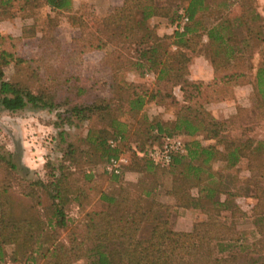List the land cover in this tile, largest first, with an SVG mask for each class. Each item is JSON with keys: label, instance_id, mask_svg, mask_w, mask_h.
<instances>
[{"label": "trees", "instance_id": "trees-1", "mask_svg": "<svg viewBox=\"0 0 264 264\" xmlns=\"http://www.w3.org/2000/svg\"><path fill=\"white\" fill-rule=\"evenodd\" d=\"M12 1L0 0V13ZM22 1L45 4L57 11L71 8V0ZM185 2L183 10L187 24L182 31L175 32L174 40L166 46L161 47L160 43L170 37H157L146 24L152 17L167 16V9L157 6L153 0H123L121 6L101 23L94 22L96 36L89 41V46L102 48L114 41L115 45L132 43L136 47L133 65L157 73L155 86L162 82L170 87L177 86L183 98L171 131L187 138L183 141L184 153L172 154L166 165L151 159L147 152L160 145L163 136L171 131L159 122L146 123L147 128L142 132L146 138L134 141L126 149L129 159L121 172L108 174L104 168L103 172L114 181L130 169L139 172L151 171L154 167L173 169L175 178L170 194L179 205L200 210L206 219L195 224L191 231H176L169 222L170 206L154 199L152 185L138 190L119 185L114 193L100 194L97 209L86 213L82 223L69 230L67 242L59 240L58 231L67 227L66 204L73 200L80 206L78 200L86 195L80 188L73 190L74 185L70 182L69 166L76 163V149L69 145L63 156L64 162L68 160L69 164H60L58 174L50 173L46 181L38 179L29 184L31 192L27 195L32 197L40 193L35 195V205H41L46 219L39 214L41 208L32 218L16 217L9 196H6L9 195L8 187L0 184V244L20 246L23 255L25 250L30 251L24 262L8 264H37L38 260L31 256L37 252L41 258H46V264H71L79 259H85V264H264V139L248 138L236 143L222 136L228 128L225 122L214 118L199 102L206 97L201 90L203 85L183 76L205 36V56L213 69L214 96L203 102L225 100L234 86L245 83L251 84L255 96L264 101V55L257 67L251 59L253 49L259 47V43L264 49V16L250 0ZM171 46L175 49L169 53L167 49ZM123 49L129 47L119 48ZM109 56H113V64L108 68V96L95 97L86 103L80 99L85 90L76 87V102L69 101L67 96L57 102L53 85L41 84L32 90L26 82L4 79L3 65L13 63L17 72L22 69L21 65L31 70L34 60L1 50L0 107L16 112L26 107L51 110L63 105L67 107L65 119L69 123L71 117L88 120L96 116L106 121V128H90L85 137L105 166L108 159L118 156L124 147L128 124L118 115L127 113L134 117L157 95L152 91L147 94L141 84L118 80L117 75L124 70V64L118 58L123 56L117 50ZM166 57L168 62L162 60ZM38 70L35 67L33 71ZM33 71L32 76L35 75ZM109 133L115 140L113 146L108 142ZM203 141L214 143L203 144ZM137 152L143 155L138 156ZM242 159L246 160L250 173L248 186L230 188L226 178L233 176L223 171L237 169ZM214 162L222 164L221 170H213ZM0 168H4L7 175L17 170L18 163L12 153H0ZM83 178L90 181L91 174H83ZM189 188H195V196L189 193ZM216 196L220 198L216 199ZM239 198L254 200L250 215L236 204ZM247 217H250L253 229L246 233L235 230V220ZM33 245L37 248L30 249Z\"/></svg>", "mask_w": 264, "mask_h": 264}, {"label": "rangeland", "instance_id": "rangeland-1", "mask_svg": "<svg viewBox=\"0 0 264 264\" xmlns=\"http://www.w3.org/2000/svg\"><path fill=\"white\" fill-rule=\"evenodd\" d=\"M250 1L254 8L257 7L255 0ZM122 2L123 0H71L69 10L57 11L51 10L45 4L33 5L22 0H14L4 12L0 13V16H3L0 18V51L6 50L20 58L34 60L31 70L21 65L22 69L17 72L13 63L3 65L4 79L26 82L32 90L41 84L53 85L57 102L63 101L65 96L69 101L76 102V87H80L85 90L80 99L86 103L95 97L109 95L108 68L113 64L111 62L113 56L109 54L113 50L120 51L123 58H118V61L121 60L124 64V70L117 75L118 80L141 84L147 94L151 91L157 92L156 97L147 102L142 111L134 117L127 113L118 115L128 124L124 147L119 155L128 158L129 152L126 149L130 144L146 138L145 133H142L147 128L146 123L159 122L167 131L172 130V122L183 103V98L177 86L170 87L164 82L155 86L157 73L146 71L143 66L133 65L136 47L132 43L119 42L115 45L114 41L102 48L89 46V41L96 36L94 22L101 23L113 13L115 8L120 7ZM153 2L167 9L166 17L155 16L146 21L157 37H170L162 40L160 43L162 47L174 40L175 32L182 31L187 24V21L182 20L186 2L185 0H153ZM205 43L202 38L198 45L199 51L193 55L195 59L183 76L187 80H193L191 82L203 85L201 90L207 98L214 96V86L211 69L204 59ZM127 46L128 50H119ZM174 49L175 47L171 46L167 50L172 53ZM263 55V44L259 43V47L254 48L251 55L254 67L258 66ZM166 58L162 60L168 62L169 58ZM125 62H128L127 65ZM35 67L39 70L33 71ZM32 71L35 72L34 76L31 75ZM228 96L229 98L218 102L205 103L203 102L205 98L199 99L214 118L225 122L228 128L225 133H221L222 136L236 143L244 142L248 138L264 139V101H260V98L255 96L252 85L248 83L236 85ZM66 108L63 105L51 110L26 107L16 112H8L0 107V153H12L15 162L18 163L17 170L11 175H7L4 168H0V184L8 187L9 195L6 196H9L11 210L16 217L32 218L38 214L36 211L41 205H35V195L40 193L32 197L28 196L27 194L31 192L29 184L38 179L46 181L50 173L58 174L57 168L60 164H69L68 160L64 162L63 156L71 145L76 149V163L69 166L72 172L70 182L74 185L73 190L80 188L86 192V195L78 200L80 206L73 200L66 204L67 227L58 231L59 240L67 242L69 230L79 226L86 213L97 209L100 194L114 193L119 185L133 190L152 185L154 199L170 206L169 222L176 231H191L195 224L206 219L200 210L187 209L179 205L170 194L175 178L173 169L154 167L151 171L141 172L130 169L119 179L111 180L103 172L104 166L98 154L85 141L88 129L106 128V121L99 120L96 116L88 120L71 117L69 123L65 119ZM152 131L155 133L156 128ZM170 134L178 135L184 142L187 140L177 132L171 131ZM107 138L112 139L110 133ZM210 143L213 144L214 141H203V144ZM212 168L221 170L222 164L214 162ZM223 172L233 176L226 178V182H230L228 184L230 188L248 186L250 173L245 159L241 160L237 169ZM89 173L91 180L85 181L83 174ZM189 193L195 196V188H189ZM218 198L220 196H216V199ZM41 201L45 203L43 199ZM236 204L250 215L254 200L239 198ZM39 214L44 219L47 218L42 208ZM252 229L250 217L235 220V230L238 232L246 233ZM34 248L37 247L33 245L30 249ZM21 250L23 249L20 246L17 248L10 243L0 244V264L24 262L30 251L25 250L23 255ZM31 256L38 260L37 264H46V258H41L39 252ZM71 264H85V259L73 261Z\"/></svg>", "mask_w": 264, "mask_h": 264}, {"label": "built area", "instance_id": "built-area-1", "mask_svg": "<svg viewBox=\"0 0 264 264\" xmlns=\"http://www.w3.org/2000/svg\"><path fill=\"white\" fill-rule=\"evenodd\" d=\"M182 20L187 21V17L182 15ZM109 144L113 146L115 140L110 139ZM183 141L178 135L167 134L162 138V142L158 146H154L151 150L147 152V155L162 165H166L171 161L172 154L179 152L184 153ZM138 156L143 155L141 152H137ZM128 162V158L123 155H118L116 157H110L106 162L104 169L108 174H119L123 166Z\"/></svg>", "mask_w": 264, "mask_h": 264}, {"label": "crops", "instance_id": "crops-1", "mask_svg": "<svg viewBox=\"0 0 264 264\" xmlns=\"http://www.w3.org/2000/svg\"><path fill=\"white\" fill-rule=\"evenodd\" d=\"M255 2H256V5H257V7H256L257 12H258L260 15L264 16V0H255ZM203 38H204V41L206 42V41H207V38H206L205 36H204ZM203 57H204V56H203ZM194 59H195V57L192 58V61H191L190 64L193 63ZM204 59L206 60V63L209 65V67H210V69H211V75H212V77H213V69H212V67H211V64H210V62L208 61V59H207L206 57H204ZM190 66H191V65H190ZM189 81H193V80H189ZM224 104H225V103H224Z\"/></svg>", "mask_w": 264, "mask_h": 264}]
</instances>
